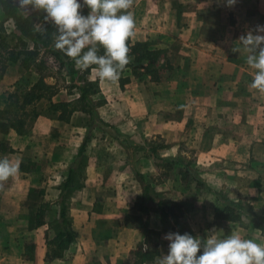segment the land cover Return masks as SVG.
I'll return each instance as SVG.
<instances>
[{
  "label": "crops",
  "instance_id": "1",
  "mask_svg": "<svg viewBox=\"0 0 264 264\" xmlns=\"http://www.w3.org/2000/svg\"><path fill=\"white\" fill-rule=\"evenodd\" d=\"M87 10L85 6L83 14ZM130 11L136 35L129 44L146 43L148 50L161 53L157 78L146 72L148 60L135 61L134 55L115 83L100 80L95 65L78 71L94 84L91 97L103 121L139 144L142 153L136 156V168L121 174L119 192L108 191L106 186L116 173H105L103 166L110 162L91 151L113 137L93 129L82 157L77 158L87 132L86 120L73 124L42 113L23 134L12 128L0 130V158L21 161L19 173L0 190V264H129L131 250L139 246L157 251L159 255L145 263L157 264L167 254L169 243L160 242L156 249L148 245L143 231L127 215L102 214L98 200L118 193L125 200L118 205L122 211L137 213L134 204L142 187L133 170L143 174L157 200L175 196V176L165 175L158 161L168 162L174 170L186 152L192 155L186 161L188 173L203 183L197 187L191 178L189 190L213 192L215 200L205 205V218H191L188 233L202 239L223 238L207 228L214 221L215 206L222 201L218 193L264 215V94L250 88L255 69L246 63V54L232 51L242 34L264 25V0H237L231 7L225 0H135ZM4 20L0 6V25ZM6 22L8 29L0 26V51L1 39L16 33L12 20ZM0 53L2 110L16 83L38 75L24 70L20 60H11L7 52ZM44 100L48 102H40ZM69 100L62 91L51 97L53 102ZM78 113L74 111L72 117ZM95 135L103 140L95 141ZM117 145L122 148L121 143ZM127 160H123L126 166ZM59 165L64 168L61 179ZM71 165L65 204L76 234L55 256L59 196ZM78 179L82 185L72 187ZM194 196L195 204L201 197ZM179 197L186 199L184 193ZM147 225L154 229L175 226L165 223L155 210L149 212ZM223 225L230 228L229 234L238 232L242 238L264 244V230L249 220L242 226L233 221Z\"/></svg>",
  "mask_w": 264,
  "mask_h": 264
},
{
  "label": "clouds",
  "instance_id": "2",
  "mask_svg": "<svg viewBox=\"0 0 264 264\" xmlns=\"http://www.w3.org/2000/svg\"><path fill=\"white\" fill-rule=\"evenodd\" d=\"M22 12L43 13V21L56 27L54 48L75 61L83 72L96 66L100 80L117 82L131 62L129 41L136 35V21L130 11L135 0H15ZM234 6L237 0H225ZM87 6L90 11L83 14ZM43 34V25L35 26ZM234 53L246 54V63L255 69L251 89L264 94V25L242 34ZM242 46V47H241ZM103 54H100V49ZM20 160L0 158V190L20 171ZM168 252L157 264H264V244L245 239L238 232L220 238L202 239L188 232H168ZM202 250V251H201ZM200 253V254H198Z\"/></svg>",
  "mask_w": 264,
  "mask_h": 264
},
{
  "label": "trees",
  "instance_id": "3",
  "mask_svg": "<svg viewBox=\"0 0 264 264\" xmlns=\"http://www.w3.org/2000/svg\"><path fill=\"white\" fill-rule=\"evenodd\" d=\"M0 6L3 9L5 19L12 20L16 33L18 32V38L22 40V44L27 45L30 43L33 49L28 48L29 50L21 51L17 53L16 56H12V52H9V58L11 60H20L22 68L29 71L30 67L27 65L28 60L24 56L19 58V54L21 53L23 55L24 53H28L30 56H34L36 52H41L51 58L58 65V67L64 72V75L68 78L70 85L76 88L79 94L78 100L83 103L80 110L87 115V132L80 146L77 158L82 157L89 135L95 128L101 129L113 138L119 139L116 131L99 116L97 112V102L91 97L94 84L85 79L84 75L76 69L75 61L66 56L63 52L56 50L54 48V39L46 32L41 34L40 32L35 31L36 24L34 23L33 18L30 15L22 13L15 0H0ZM41 25L46 27L44 24ZM3 39L4 38L1 39V44ZM130 47L131 52L129 55H134L135 61H141L142 59L148 60L149 67H145V70L154 78H157L161 71V67L158 66V60L161 53L148 50L146 43H135L130 45ZM100 54H103L102 48L100 49ZM40 63H44V61H41ZM38 70L35 69L34 71L40 74V70ZM24 81L28 82L27 78L23 79L22 82L15 84L13 90L7 95L5 107L0 110L1 131L5 132L9 128H12L19 134L25 133L30 126V121L33 122L39 114H42L41 112L35 111L36 105L42 99H47L49 102L46 113L44 114L52 118L69 121V117L75 108L67 110V103L52 102L51 97L54 93L53 91H50V85L46 84L41 77H39L33 84L29 83L30 85H26ZM72 173L73 165L69 168L68 177L61 187V193L59 196V232L57 234L58 242L54 248L55 251H53V255L55 256L59 255V249L66 247L71 241H73L76 234L70 227V223L66 216L65 204L67 198L66 191L69 189ZM133 173L141 183L142 195L139 198V201H136L134 204V209L137 210V213L133 212V214L127 215V217L129 220H131L130 218L132 217V221L143 231L145 240L149 245V233L151 231L147 225L149 212L152 210L157 211L162 220L167 224L170 223L174 214L167 200H157L156 195L151 193L150 185L144 178L143 174L137 170H133ZM192 178L197 184L201 182L200 178L197 176H192ZM225 206L227 210L237 213L234 217L236 220L240 219V216L243 215L252 225L264 230V216L257 214L250 206L240 205L229 201L225 202ZM157 254V251H152L150 249L145 250L142 246H139L136 249L131 250L129 262L132 264H145L146 262L153 260Z\"/></svg>",
  "mask_w": 264,
  "mask_h": 264
},
{
  "label": "rangeland",
  "instance_id": "4",
  "mask_svg": "<svg viewBox=\"0 0 264 264\" xmlns=\"http://www.w3.org/2000/svg\"><path fill=\"white\" fill-rule=\"evenodd\" d=\"M22 13L26 15H30L33 18V21L36 24V26L44 24L46 26L44 27L46 29L45 32L54 39V34H56V31H57L56 27L50 22L45 23L43 21V13H40V12H31V13L22 12ZM6 21L7 19H5L0 25L2 29L4 30L9 28V25ZM28 48L32 49L30 43H28L27 45H23L22 40L18 38L17 33H14L13 35V32H11L10 35H7L4 37L2 44H1L0 52L2 51L7 52L8 56H10L9 52H12L11 55L16 56V54L21 51L29 50ZM23 56L28 60L27 65L30 67L29 69H31L33 72H35L34 71L35 69L40 70V74L35 72L38 76L34 75V78L36 77L34 80H31L28 82L24 81L25 84L26 85L33 84L35 81L38 80L39 77H41V79L46 84L50 85L51 87L50 91H53L54 94L57 93V91H62L63 96H70L69 101H63L64 103H67V110L70 108H75L74 111H80L81 113H78L72 117V114L74 113L73 111L69 117V120L73 124H83L84 121L87 120V115L83 113L82 110H80L83 103L78 100L79 94L76 88L70 85L68 78L64 75V72L58 67V65L51 58H49L47 55L42 54L41 52H36L34 56H30L28 53H24L23 55L21 53L19 54V58ZM41 61H44V63H40ZM27 80H29V78H27ZM56 103H59V102H56ZM48 105H49V102H47L46 100H44L43 102H39L35 107V111L46 113ZM30 124H31V121H30ZM117 135L119 136L118 140H116L115 138H108L107 141H100L102 144L107 142L106 145H101V146H105L106 149H102L101 146H97L96 149H92L91 151V154L95 153V155H97V152H100V156L105 157V159L107 160L106 163L110 162L109 164H106L103 166V170L105 171V173L110 174V176L116 173L114 174L115 176H117L116 179L114 180L112 178L111 181H109L108 185L106 186L108 191L114 190V193L116 191L119 192L123 188V186L121 185V178H122L121 174L123 172L125 173V169L127 170L128 168L129 169L136 168V156H139L142 153L141 149L137 148L139 144L135 143V141H133L132 139H129L128 137L125 138L124 136H121L119 134ZM93 137L94 138L92 139H95V141L103 140V138L96 136V135ZM114 142H116L117 144L121 143L122 148H119V146ZM154 142H157V140ZM126 158L128 159L127 161L129 162L128 166H126V164L123 163V160H126ZM181 158L182 159H177L176 161L177 164L175 165L174 170H173L172 165L169 164L168 162L158 161V167L162 172H165L164 173L165 175H167V172H168L170 175L169 176L170 178H172L173 174L175 176V180L173 182L174 183L173 188L176 191L175 196L168 197V199L165 198V200L169 202L170 207L173 210L174 215L171 219V223H173L175 226L173 227L172 225L171 227L170 225L169 227L168 225H164L160 229L150 228L151 231L149 233V242L151 243V246L154 248L157 247L158 244H161L160 242L164 241V242L169 243V241L163 238L164 235L168 232H173V230L181 234L188 232L189 222L191 218L197 219V220H201L205 218L206 216V213L204 211L205 205L211 204L209 202L210 199L212 203H214L215 201L213 192L206 191L205 189H202L204 191L197 190V192H193L192 190H189L190 184H191V178H192L191 176L193 175H190L188 173L187 170L190 167L188 166V163L186 161L189 162L192 158V155L189 152H186V154H184L183 157ZM63 169L64 168L59 165V179H61V176L63 175L61 172ZM78 180L76 182H72L71 184L72 187L76 185H82L81 179H78ZM159 183H163V182L160 181ZM195 184L197 187H202L203 183L199 182L197 184V182L195 181ZM198 189H201V188H198ZM114 193H113V196L111 197L99 198L98 201L100 202L99 206H100V210L102 211V214L124 216L123 218H125L126 215L133 214L134 211L129 212V213L122 211L123 209L119 206L125 203L124 197L118 196V193L117 194H114ZM179 193H182V194L184 193L186 195V199L185 200L180 199ZM195 194H198V196L201 197V198L196 197L200 201L208 198L206 203H204L203 201L200 202L198 200L199 202L194 204ZM218 194L221 196V200L223 202L222 201L218 202V204L215 206L214 221L210 223L209 222H206V223H209L207 227L208 229L209 227H212L210 230H208V232L218 231L220 236L224 237V236H227L230 231L229 227H227L226 225L225 226L223 225L224 222L233 221L242 226V225L247 224L248 219L245 218L243 215H241L240 219L236 220L234 217L236 216L237 213L227 210L225 206V202L226 201L231 202V200H229L226 194H222V193H218ZM160 196H162V194H160ZM233 203H236V202H233ZM199 204L202 205L203 207L198 206ZM240 205L248 206L249 204L245 202L244 203L241 202ZM259 215H262V214H259ZM130 219L132 220V217ZM129 264H132V263L129 262Z\"/></svg>",
  "mask_w": 264,
  "mask_h": 264
},
{
  "label": "built area",
  "instance_id": "5",
  "mask_svg": "<svg viewBox=\"0 0 264 264\" xmlns=\"http://www.w3.org/2000/svg\"><path fill=\"white\" fill-rule=\"evenodd\" d=\"M89 11H90V9H88V10L85 12V14H84V15H87Z\"/></svg>",
  "mask_w": 264,
  "mask_h": 264
}]
</instances>
